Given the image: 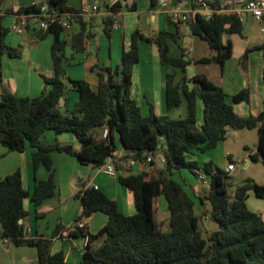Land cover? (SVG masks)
<instances>
[{
  "label": "trees",
  "instance_id": "16d2710c",
  "mask_svg": "<svg viewBox=\"0 0 264 264\" xmlns=\"http://www.w3.org/2000/svg\"><path fill=\"white\" fill-rule=\"evenodd\" d=\"M51 7L61 12H76L66 4L67 0H46ZM195 1V0H194ZM121 0L112 8L118 10ZM154 4L155 0H151ZM36 5L20 8L17 12L36 10ZM192 34L206 41L216 54L201 58L199 62H217L220 65L231 57L230 41L222 42L223 33H241L242 23L234 14H213L205 18L195 14L188 22ZM111 21L104 18V33L110 36ZM63 29L50 26L38 31L39 37L53 35L51 46L54 75L44 78L50 85L39 96L18 97L11 93L0 94V144L8 151L22 152L26 143L33 148L31 161L34 170L43 165L48 171L44 180H36L31 194L22 185L19 169L0 179V235L14 246H34L37 250L35 264H66L62 250L51 253V240L26 237L25 226L19 221L27 216L23 202L30 196L35 206L53 196L57 190L52 167L51 153L64 152L76 157L82 165L99 167L111 150L116 148L115 137L125 152L141 161L145 152H152L158 146L165 147V162L154 176L145 172L119 175L118 181L133 194L135 213H121L114 200L93 187L83 186L77 193L81 210L75 220L90 217L100 211L107 215V222L96 233L81 229L69 232L78 237L88 234L89 242L79 264H264V221L261 216L248 209L246 197L253 191L264 198V185L247 178L236 185L230 193L229 174L205 162L199 167L187 155L203 153L215 148L223 141L229 129H256L258 143L256 151L250 154L253 160L264 165V98L262 111L256 115L241 117L226 101L224 91L205 75L196 74L183 78L182 86L174 83L173 75L165 78V105L172 108L184 96L187 115L171 118L156 115L151 109L142 116L135 100L130 96L132 68L138 62V39L152 41L164 65L185 69L181 58L168 55L167 34L144 37L137 31L132 34L128 48L122 50L121 65L113 70L102 69L97 74V83L89 84L83 79L68 78L69 87L78 93V100L67 114L60 110L59 99L66 103L67 86L64 82L63 50L65 41L61 38ZM7 28L0 16V56L12 55V50L3 44ZM93 38V31L83 21L79 31L71 38L75 51H84L86 41ZM264 57V45L261 47ZM2 80L0 64V83ZM264 84V71L262 74ZM203 104L202 123L196 122L197 100ZM234 103L248 101V90L243 89L231 96ZM108 128V139L96 138L91 131ZM47 130L71 131L81 146L75 151L70 145H47L41 140ZM154 164V160L151 165ZM182 166L192 173L202 170L208 177L207 195H189L172 178ZM163 196L167 203L168 229L163 230L157 218L156 199ZM209 203L207 216L216 221L219 229L203 236L201 215L195 213V201ZM101 241L97 244V241Z\"/></svg>",
  "mask_w": 264,
  "mask_h": 264
},
{
  "label": "crops",
  "instance_id": "0c3cea01",
  "mask_svg": "<svg viewBox=\"0 0 264 264\" xmlns=\"http://www.w3.org/2000/svg\"><path fill=\"white\" fill-rule=\"evenodd\" d=\"M110 1L67 0L66 4L74 10H79L82 7H89L94 2L105 5ZM205 1L215 6L217 0ZM42 2L43 0H0V16L3 26L7 28L3 44L6 49L13 52L12 55H8L6 52L0 56L2 72L0 94L7 92L18 97L33 98L50 88L44 78H51L54 75L51 53L53 35L48 33L39 37V30L35 26H31L18 34L9 31V26L15 20L20 8L31 5L38 6ZM176 5H181L182 9L186 11L199 8L194 0H171L167 9L171 10ZM105 17L107 16L102 10L93 13L87 21L81 17H74L70 20L67 30L61 34V38L65 41L62 59L65 72L63 80L67 86L65 95L67 105L64 108L68 111L73 109L78 100V93L69 87L68 78L83 79L89 84L95 85L99 71L105 68L113 70L120 67L122 50L128 48L132 34L136 31L144 37H156L161 32L166 33L168 55L173 58H181L187 64L184 70L162 64L159 60L156 44L152 41L138 39V62L132 68L130 96L138 104L142 116H147L151 109L158 116L168 115L178 119L187 115V104L183 95H181V101L177 106L168 109L165 105V78L167 74H172L174 83L180 87L184 77L191 78L196 74L205 75L224 91L226 101L241 117L256 116L262 111L264 57L261 47L264 45V13L261 21L244 13L240 34H222V42L225 44L230 41L232 45L231 57L226 59L222 65L214 61L199 62L198 60L201 58L214 56L215 50L210 48L206 41L192 34L188 23L174 22L164 9H159L155 3H151V0H121L118 9L119 26L111 29L110 36H107L103 31ZM81 21L93 31V38L86 41L84 51H75L70 42L73 34L79 31ZM243 89L248 90V101L232 102L231 96ZM62 99L61 107L64 104V98ZM202 110L203 104L198 99L196 104L198 126L202 123ZM102 129L103 127L92 129L91 133L94 137L100 138ZM232 131H236L233 132L232 136L239 139L238 142L234 141L237 144V149L241 146L243 150L240 152L226 146L231 133L228 132L226 138L216 146H222V152L227 159L225 166L229 162L235 161H239L244 168L259 163V160L250 158V154L254 153L257 148V130L234 129ZM251 131L256 132L251 134ZM41 140L47 145H70L75 151H78L81 146L71 131L47 130ZM114 141L116 148L123 150L117 136ZM32 152L33 148L29 143H26L22 152L8 151L0 144V179L19 169L22 185L27 189L30 196L36 180H44L48 177V171L43 165H39L34 170L31 161ZM203 153L194 152L187 155V159L197 162L195 157ZM208 155L202 156L203 161L212 162L216 166L213 161V154ZM51 158L57 190L53 196L45 199L39 206L34 205L30 196L26 198L23 205L28 214L19 222L25 226L26 237L50 239L51 253L62 250L66 264H79L82 258L81 238L70 237V239L65 240L57 235L59 232L68 229L80 213L81 204L75 196L76 193L83 186H97L98 190L116 202L121 213L132 215L135 213L133 194L118 181V176L140 172L154 176L162 168V164L155 161L153 165L137 162L132 168L118 176H110L91 165L80 164L76 157L64 152L53 151ZM262 166L264 167L263 164ZM228 176L233 185L231 173ZM247 178L253 179L257 184L264 185V179L261 181L252 174L245 175L236 185L241 184ZM201 182L200 187L194 185L190 193L186 192L192 196L203 197L207 195L209 190L208 178L207 181ZM161 197L165 199L163 196L156 199L157 218L162 229L167 230L169 213L162 215L158 211L161 202L158 200ZM262 199L264 201V198L256 196L253 191H249L246 197V205L249 210L258 213L264 221ZM195 202V209L197 210L195 213L201 215V228L206 232L213 231L210 226L211 220L207 216L206 204L197 200ZM165 204L167 208V203ZM106 222L107 215L97 211L85 219L86 230L88 233L94 234ZM36 261L37 250L34 246H14L0 235V264H35Z\"/></svg>",
  "mask_w": 264,
  "mask_h": 264
},
{
  "label": "built area",
  "instance_id": "2783aa9c",
  "mask_svg": "<svg viewBox=\"0 0 264 264\" xmlns=\"http://www.w3.org/2000/svg\"><path fill=\"white\" fill-rule=\"evenodd\" d=\"M120 0H111L105 5H100L94 2L89 7H82L76 12H61L58 9L51 7L47 4L46 0L37 6L36 10L24 11L18 13L15 16V20L10 24L9 31L15 33H21L31 26H35L38 30L45 31L50 26H60L63 31H66L69 22L74 17H81L83 20L87 21L93 13H97L100 10L110 18L111 28H117L119 26L118 10H112L113 7ZM171 0H155L156 6L159 9H164L170 18L177 23H188L195 14H199L205 18L211 17L213 14H234L242 21L243 14L247 13L251 15L254 19L261 21L264 13V0H217L215 6L210 5L205 0H195V4L199 6L196 10H183L181 5H176L171 10H168ZM263 30V27H261ZM100 138L108 139V128L104 127L101 131ZM163 146H158L152 152H145L143 160L139 161L132 156V153L125 152L122 149H113L106 157L104 162L97 167L102 173L110 176H118L120 173L132 168L137 162H142L144 164H151L154 160L159 164L165 162ZM240 165L239 161L229 162L225 167V172L230 173L236 167ZM196 176L200 181H205L208 177L202 170H195ZM97 189V186H93ZM85 219L74 220L71 226L59 232L58 237L62 239H70L69 232L81 229L86 232ZM82 244L80 250L85 252L88 242L89 235L86 233L81 235Z\"/></svg>",
  "mask_w": 264,
  "mask_h": 264
},
{
  "label": "rangeland",
  "instance_id": "374dc122",
  "mask_svg": "<svg viewBox=\"0 0 264 264\" xmlns=\"http://www.w3.org/2000/svg\"><path fill=\"white\" fill-rule=\"evenodd\" d=\"M60 110H61V112L63 114H67V112H65V108L64 107H61ZM232 130H234V129H229L228 130V132H231V133L229 134L230 135V139L227 140L226 146H230L231 149L242 152L243 148H241V146H239V149H237V144L235 142H238L239 139L237 137L235 139V137L232 136L233 132H236V131H232ZM251 132H252L251 134H255L254 132H256V131H251ZM251 149H253V148H251ZM208 154H213L214 163L216 164V166L218 168H220V169H222L224 171L225 167H226L225 165L227 163V159H226L224 153L222 152V146L219 145V147H215L214 149H212L210 151H207V152H205L203 154L197 155V157H195V158L197 160L196 163L199 165V167L203 166V164L205 163L203 161L202 156L203 155L204 156H209ZM230 173H231L232 178H233V185H231L230 189H229L230 193L234 190L236 184H238L243 179V177L245 175H250V174L255 175L261 181L264 179V167L262 166V163L260 162V160H259V163L252 164L249 168H244L243 165L242 166L240 165V166L236 167L235 170H233ZM172 178L174 180H176L177 182H179L181 184L182 188L185 191H187L188 193L191 192L192 187L194 185L200 187V185L202 184V182L197 178V176H195L194 173H192L190 171V169L187 166H182L179 170H177L172 175ZM206 181H207V178H206ZM158 201L159 202L161 201L160 202V207L158 208V211L160 213H162V215H164V214L167 215L168 211H167V208H166L165 199H162V197H161V199H159ZM261 202L264 205L263 199L261 200ZM205 204H206V206L208 208L209 207V203L205 202ZM68 205H69V203H68ZM195 212L197 213L196 209H195ZM210 226H211L212 230L219 229V224L216 221L211 220V225ZM202 230H203V236H206L208 232H206L203 228H202ZM100 241H101V239H99L97 241V244Z\"/></svg>",
  "mask_w": 264,
  "mask_h": 264
},
{
  "label": "water",
  "instance_id": "95a60500",
  "mask_svg": "<svg viewBox=\"0 0 264 264\" xmlns=\"http://www.w3.org/2000/svg\"><path fill=\"white\" fill-rule=\"evenodd\" d=\"M91 43H93V42H91ZM63 103V99L62 98H60L59 99V104H62ZM79 238H81V235L80 236H78Z\"/></svg>",
  "mask_w": 264,
  "mask_h": 264
}]
</instances>
